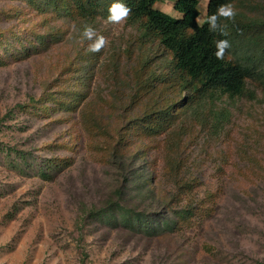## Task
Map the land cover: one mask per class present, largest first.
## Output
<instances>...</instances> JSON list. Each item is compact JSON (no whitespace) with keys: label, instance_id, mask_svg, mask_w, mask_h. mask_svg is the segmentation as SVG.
Masks as SVG:
<instances>
[{"label":"rangeland","instance_id":"1","mask_svg":"<svg viewBox=\"0 0 264 264\" xmlns=\"http://www.w3.org/2000/svg\"><path fill=\"white\" fill-rule=\"evenodd\" d=\"M58 1L0 0V264H264V80L242 97L193 96L145 21L114 24L107 8L84 17ZM175 1L154 8L180 18ZM254 1L233 7L257 20ZM208 2L198 0L199 24ZM86 25L106 38L100 52ZM145 65L154 92L134 84ZM173 106L161 136L130 122L145 113L154 126L149 115ZM120 130L157 172L148 166L121 199ZM121 206L153 228L125 225Z\"/></svg>","mask_w":264,"mask_h":264},{"label":"trees","instance_id":"2","mask_svg":"<svg viewBox=\"0 0 264 264\" xmlns=\"http://www.w3.org/2000/svg\"><path fill=\"white\" fill-rule=\"evenodd\" d=\"M46 4L54 9H62L63 3L67 1L44 0ZM76 5V10L84 17H91L97 14L106 13L109 15V9L113 3L122 2L128 6L131 11L128 19L134 22L145 21V27L151 31H155L159 35L161 47L173 56V71L182 77V82L190 85L193 96L209 95L214 98V92H220L230 98L242 97L248 92V82L259 78L264 80V0H255L252 7L258 9L256 19L251 21L245 18V14L240 15L239 12L235 18L229 22L221 18V22L226 25L225 31L227 35H221L219 32H210L207 18L216 13L221 5L227 4H243L245 0H209L207 7V17L203 24L197 23L200 15L198 10V0H177L174 3V9L181 15L180 18H174L160 10L154 8L159 0H71ZM62 6V8H60ZM234 6V5H233ZM75 10V11H76ZM250 20V21H249ZM248 21V23H247ZM254 30L260 32L261 35H251L248 33ZM254 32V33H255ZM227 39L231 43L229 53H226L225 59L220 60L215 56L217 40ZM148 65H145L133 78L138 87H145L149 92H154L153 80L157 78L155 75L145 77L143 73L149 72ZM115 69V67H114ZM130 73L129 75H131ZM184 79V80H183ZM165 83V78L162 79ZM122 81L119 80L118 83ZM64 95L68 98L74 93L71 86L63 85ZM77 94V93H75ZM163 94V93H162ZM161 97V94L159 95ZM67 101V100H66ZM121 104L124 101L118 98ZM66 105V104H65ZM141 112V108L137 107ZM176 106L169 109L157 108L155 112L149 115V119L154 122V126L147 125V114L142 113L141 116L135 117L131 123L135 121L143 124L142 133L149 134L147 136L163 135V129L169 128L175 121ZM103 113L108 115L106 112ZM122 129V128H119ZM123 131H119L117 142L113 151V163L119 169L122 183L120 185V199L125 193V188L134 177L146 180L149 173L148 166L155 165L151 156L146 160L141 158L142 154L134 152L133 144L128 139L123 141ZM127 132V131H124ZM128 133V132H127ZM130 135V134H129ZM146 135V134H145ZM158 142L156 143V145ZM171 147H175L171 145ZM142 147L139 153H144ZM148 161L147 167L142 162ZM139 165V166H138ZM179 178V175H176ZM123 207V206H121ZM127 207V206H126ZM122 221L125 225L133 230L148 231L153 228L150 215L144 211H136L131 207H123ZM187 214V209H182L178 213L179 222L183 223L182 217ZM179 225L178 221L174 222Z\"/></svg>","mask_w":264,"mask_h":264},{"label":"clouds","instance_id":"3","mask_svg":"<svg viewBox=\"0 0 264 264\" xmlns=\"http://www.w3.org/2000/svg\"><path fill=\"white\" fill-rule=\"evenodd\" d=\"M131 9L122 2L113 3L109 9L110 15L108 20L114 24L121 23L126 17H128ZM236 10L232 4L221 5L217 12L210 15L207 18L210 32H219L221 35H227L225 31L226 25L221 22V18L233 20L236 16ZM199 22V17L197 23ZM82 36L87 40L91 41L89 44V51L100 52L107 43L106 38L102 35H97L95 30L91 26H85ZM216 52L215 56L217 59H225L226 53H229L231 43L227 39L217 40L215 42Z\"/></svg>","mask_w":264,"mask_h":264}]
</instances>
